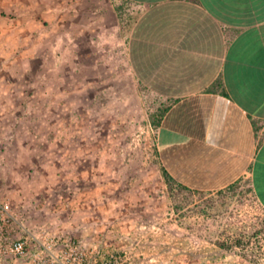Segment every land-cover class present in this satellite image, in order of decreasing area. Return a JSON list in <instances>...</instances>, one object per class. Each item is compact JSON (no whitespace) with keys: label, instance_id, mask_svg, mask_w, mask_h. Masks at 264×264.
<instances>
[{"label":"rangeland","instance_id":"obj_1","mask_svg":"<svg viewBox=\"0 0 264 264\" xmlns=\"http://www.w3.org/2000/svg\"><path fill=\"white\" fill-rule=\"evenodd\" d=\"M19 6L1 14L16 15ZM24 23L33 21H6L11 28ZM49 23L30 33L27 47L53 45ZM20 40L13 37L10 52L0 40V196L29 230L125 250L129 264H264V231L257 232L264 210L247 179L216 192L181 191L167 182L154 153L157 117L144 93L120 79L114 84L113 68L98 83L55 85L62 95L89 87L83 95L90 98L59 96L38 116L35 93L47 85L36 76L64 77L51 67L61 56L43 48L48 67L37 68L39 56L21 51ZM236 232L257 234L249 245L218 246Z\"/></svg>","mask_w":264,"mask_h":264},{"label":"crops","instance_id":"obj_2","mask_svg":"<svg viewBox=\"0 0 264 264\" xmlns=\"http://www.w3.org/2000/svg\"><path fill=\"white\" fill-rule=\"evenodd\" d=\"M30 3L32 11H20ZM0 5L2 51L10 52L11 40L19 36L23 52L32 49L40 59L49 46L61 56L51 67L64 77L36 76L47 85L35 93L38 116H44L46 101L59 96L90 98L83 95L89 87L62 95L55 85L98 83L113 68L114 84L120 79L144 93L152 116L159 117L154 153L162 172L204 192L247 179L264 210V0H0ZM18 5L16 15L1 14ZM9 20L33 23L11 28ZM42 20L50 21L46 34L53 45L39 41L27 47L30 33L43 29ZM38 67L47 68V62L40 59Z\"/></svg>","mask_w":264,"mask_h":264},{"label":"built area","instance_id":"obj_3","mask_svg":"<svg viewBox=\"0 0 264 264\" xmlns=\"http://www.w3.org/2000/svg\"><path fill=\"white\" fill-rule=\"evenodd\" d=\"M129 259L125 250L89 246L71 236L36 234L0 196V264H129Z\"/></svg>","mask_w":264,"mask_h":264},{"label":"trees","instance_id":"obj_4","mask_svg":"<svg viewBox=\"0 0 264 264\" xmlns=\"http://www.w3.org/2000/svg\"><path fill=\"white\" fill-rule=\"evenodd\" d=\"M158 121H159V117H157L156 121H155V124H158ZM163 176L165 178V180L167 182H170V181H174L169 175L167 172L163 171ZM177 183V182H176ZM237 182H235L234 184L230 185L229 187H233ZM177 186H178V189H180L181 191H188L190 192L191 189H188L187 187L177 183ZM172 189V188H171ZM198 192H203V191H198ZM174 203H175V206L176 208L178 209L180 206H178V203L177 202V199L176 197L174 196V192L171 191L170 193ZM264 231V223L262 224V227L261 229H259L257 232H262ZM257 234V233H256ZM256 234L254 235H245V233H242V232H236L235 235L232 237V241L231 243H226V242H223V241H219L217 244L219 247L221 248H230V247H235V246H243L245 244L249 245L251 243V238L252 236H255ZM252 260H255V259H252Z\"/></svg>","mask_w":264,"mask_h":264}]
</instances>
